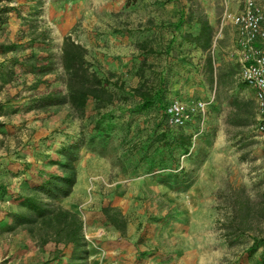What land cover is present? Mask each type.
<instances>
[{
    "label": "rangeland",
    "instance_id": "obj_1",
    "mask_svg": "<svg viewBox=\"0 0 264 264\" xmlns=\"http://www.w3.org/2000/svg\"><path fill=\"white\" fill-rule=\"evenodd\" d=\"M34 1L38 0H11L8 5L18 12H9L0 25V69L14 71L0 70V264L64 261L62 257L50 263L52 243L40 247L23 229H1L14 209L12 195L38 169H49L45 156L56 157L55 149L80 131L86 138L95 136L94 150H81L72 193L58 203L82 218L90 264H252L244 249L252 234L264 236V206L255 205L251 232L240 234L234 246L226 242L221 222L235 197L247 196L255 203L261 199L264 135L254 132L252 125L239 127L227 120L228 98L249 95L248 87L239 86L234 74L235 86L220 89L216 99L203 69L206 53L219 70L236 67L231 51H241L238 28L226 21L219 30L224 8L239 12L243 0H39L38 20L48 27L58 55L68 35L85 47L98 74L115 73L126 89L138 84L141 71L149 81L163 77L168 100L205 102L204 114H196L186 126L195 137V148L201 150L197 157L180 158V166L191 177L187 187L159 182L161 170H147L141 156L154 133L156 114L130 112L134 100H123L122 92L100 110H93L90 101L82 118L71 114L67 105L26 109L35 95L65 90L60 68L35 83L16 64L30 52L40 53L28 45L26 24ZM182 3L187 11L202 12L212 24L215 41L208 51L181 40L182 32L196 28L186 22L175 28ZM255 7L264 26V0H255ZM141 42L152 50L139 46ZM149 149L152 153L154 146ZM104 203L117 206L125 216V236L103 220Z\"/></svg>",
    "mask_w": 264,
    "mask_h": 264
},
{
    "label": "trees",
    "instance_id": "obj_2",
    "mask_svg": "<svg viewBox=\"0 0 264 264\" xmlns=\"http://www.w3.org/2000/svg\"><path fill=\"white\" fill-rule=\"evenodd\" d=\"M10 1L0 0V25L6 22L9 12H18L15 7L8 5ZM40 10L41 1H34L28 11L31 19L26 24L28 45L36 48L40 53L30 52L16 64L23 73L31 74L35 83L40 82L46 75L54 74L60 68L61 82L65 90L50 89L35 95L29 99L26 109L46 111L67 105L71 114L82 118L90 101L93 110H100L114 102L118 91L122 92L123 100L130 98L134 100L130 112L152 110L156 114L154 133L141 156V160H145L147 164V170H161L162 173L158 174L159 182L183 183L187 187L191 177L189 172L180 166V158L197 157L201 150L195 148V137L186 129L192 121L179 127L168 126L164 109L169 100L163 77L149 81L140 71L137 73L140 78L138 84L126 89L124 81L115 73L108 71L104 75L98 74L86 58L85 47L68 35L64 36L58 55L51 47L52 39L48 27L38 20ZM182 22L194 23L196 28L192 32H182L181 40L192 44L202 52L208 51L214 39V28L208 18L202 12L187 11L182 3L175 28ZM139 46L146 48L148 44L141 42ZM8 48L11 49L13 46ZM147 50L151 51L152 48L148 47ZM203 69L207 74L208 83L214 87V98L218 99L220 89L230 90L235 86L232 77L236 74L237 64L235 68L227 71L219 70L214 66L212 55L206 53ZM0 70H4L5 73L14 72L12 69ZM237 83L239 86H246L244 83ZM228 105L230 112L227 120L230 124L240 127L255 122L256 104L252 97L230 95ZM102 116L104 117V114ZM102 130L107 136L106 128L102 127ZM94 141V135L86 138L80 131L77 136L61 143L55 149L56 157L45 156V163L49 169H38L35 177L31 180L25 179L19 191L12 195L14 209L7 213L10 221L5 223L1 230L13 232L23 229L40 247L52 243L54 249L51 251L50 263L64 257L62 264H90V251L83 234L82 218L76 211L62 206L58 201L72 193L77 179L76 162L80 152L84 147L94 150L92 145ZM152 146L154 149L150 153L149 148ZM202 160L203 158L196 162L200 163ZM260 183L262 184L261 199L255 203L247 196L235 197L229 215L221 222L223 235L229 246L240 242L238 239L240 234L251 232L250 218L254 215L255 205L264 206V180ZM100 213L103 220L119 236L126 235L128 223L117 206L104 203L100 206ZM244 252L252 264H264V236L252 234L251 242Z\"/></svg>",
    "mask_w": 264,
    "mask_h": 264
},
{
    "label": "built area",
    "instance_id": "obj_3",
    "mask_svg": "<svg viewBox=\"0 0 264 264\" xmlns=\"http://www.w3.org/2000/svg\"><path fill=\"white\" fill-rule=\"evenodd\" d=\"M226 21L238 28L236 43L241 51L237 57L235 77L253 91L256 117L252 128L254 132L264 135V26L262 16L255 7V0H243L242 9L236 13L225 7L222 24ZM164 110L168 126L179 127L192 121L196 114L203 115L205 102L199 99L186 102L174 98L168 101Z\"/></svg>",
    "mask_w": 264,
    "mask_h": 264
},
{
    "label": "crops",
    "instance_id": "obj_4",
    "mask_svg": "<svg viewBox=\"0 0 264 264\" xmlns=\"http://www.w3.org/2000/svg\"><path fill=\"white\" fill-rule=\"evenodd\" d=\"M222 26H223V24L221 23V27H220V30L219 31H221V29H222ZM233 39L231 40V44H230V47L231 48H233ZM222 50H223V48H221ZM233 53V58H234V62H235V64H237V57H238V55H239V51L237 50V49H232V51H231V54ZM214 66H215V68H216V66H219V64L217 63H214ZM223 70V69H222ZM247 87V86H246ZM248 89H249V91H250V93H249V95H244L243 97H252L253 98V91L248 87ZM240 97H242V96H240ZM254 99V98H253Z\"/></svg>",
    "mask_w": 264,
    "mask_h": 264
}]
</instances>
